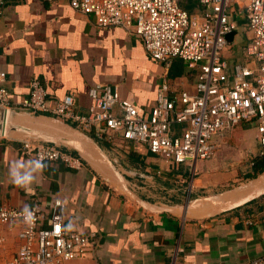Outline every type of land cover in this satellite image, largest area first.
<instances>
[{
  "label": "crops",
  "instance_id": "obj_1",
  "mask_svg": "<svg viewBox=\"0 0 264 264\" xmlns=\"http://www.w3.org/2000/svg\"><path fill=\"white\" fill-rule=\"evenodd\" d=\"M242 52L234 46L227 56L241 62ZM0 70L14 101L27 97L37 78L51 102L72 95L80 113L92 106L89 91L98 84L118 87L121 98L147 113L165 76L177 92H193L197 79V70L182 60H153L136 35L97 29L69 0L7 2ZM182 127L175 125L174 133ZM255 129L242 124L218 138L214 158L175 165L145 144L120 138L113 145L57 118L10 114L0 135V205L23 209L39 200L48 216L61 199L65 227L100 238L90 255L65 264H169L177 246L182 264L245 263L264 255V173L248 178L261 155ZM27 138L57 145L82 167L49 163L30 188L15 187L8 172L13 162L26 163L21 145ZM18 232L0 223V264L16 254Z\"/></svg>",
  "mask_w": 264,
  "mask_h": 264
},
{
  "label": "built area",
  "instance_id": "obj_2",
  "mask_svg": "<svg viewBox=\"0 0 264 264\" xmlns=\"http://www.w3.org/2000/svg\"><path fill=\"white\" fill-rule=\"evenodd\" d=\"M0 0V20L7 2ZM53 2L56 0H45ZM201 11L185 8L186 0H69L74 12L91 16L97 29L122 28L142 40L155 61L170 64L182 60L197 70L194 91L173 89L167 77L157 89L156 103L144 113L121 98L118 87L98 84L89 95L93 104L87 113L76 109L72 95L51 102L47 88L35 78L30 93L14 101L5 87L7 74L0 70V109L9 114L46 115L72 123L99 141L145 144L149 151L175 165L214 158L219 137L242 124L255 125L260 154L264 155V0H190ZM241 20H236V15ZM247 36L243 60L228 62L234 46L229 37L241 27ZM183 126L179 134L174 126ZM29 160L44 164L62 162L82 167L81 160L57 145L33 138L22 141ZM61 199L46 216L36 200L35 221L24 223L23 209L0 205V223L19 228L16 254L1 264H65L90 255L99 245L95 231L66 230ZM177 246L169 264L179 261ZM241 264H264V255Z\"/></svg>",
  "mask_w": 264,
  "mask_h": 264
},
{
  "label": "clouds",
  "instance_id": "obj_3",
  "mask_svg": "<svg viewBox=\"0 0 264 264\" xmlns=\"http://www.w3.org/2000/svg\"><path fill=\"white\" fill-rule=\"evenodd\" d=\"M48 165L44 164L41 158L29 159L25 162L15 161L11 164L8 172L9 182L18 188L28 189L47 169ZM24 223L31 226L35 221V213L31 206L25 205L22 211ZM72 224L66 227L71 230Z\"/></svg>",
  "mask_w": 264,
  "mask_h": 264
},
{
  "label": "rangeland",
  "instance_id": "obj_4",
  "mask_svg": "<svg viewBox=\"0 0 264 264\" xmlns=\"http://www.w3.org/2000/svg\"><path fill=\"white\" fill-rule=\"evenodd\" d=\"M185 4H187L186 5V8L188 9V10H193L194 9V6H193V3L191 2L190 4H188V3H185ZM235 18H236V20H241V16H239L238 14L235 16ZM242 23H240V25H241ZM243 27H242V25H241V27L239 28V31L237 32V35H236V40H235V44H234V46H235V48H238V50L239 51H241V49L245 46V44H246V42H247V36H246V34H244V30L242 29ZM241 57V56H240ZM242 59H244L243 57H242ZM237 61V58H234V59H228V62L230 63V64H233V63H235Z\"/></svg>",
  "mask_w": 264,
  "mask_h": 264
},
{
  "label": "trees",
  "instance_id": "obj_5",
  "mask_svg": "<svg viewBox=\"0 0 264 264\" xmlns=\"http://www.w3.org/2000/svg\"><path fill=\"white\" fill-rule=\"evenodd\" d=\"M186 3L190 4V0H186ZM185 4V8H186ZM187 9V8H186ZM234 35L229 37V41H232ZM264 173V155H260L255 161H254V171L250 175H248V178L253 179L257 178L260 174Z\"/></svg>",
  "mask_w": 264,
  "mask_h": 264
},
{
  "label": "water",
  "instance_id": "obj_6",
  "mask_svg": "<svg viewBox=\"0 0 264 264\" xmlns=\"http://www.w3.org/2000/svg\"><path fill=\"white\" fill-rule=\"evenodd\" d=\"M9 116L10 114L6 110L0 109V120L2 119V121H0V135H4L6 131Z\"/></svg>",
  "mask_w": 264,
  "mask_h": 264
},
{
  "label": "bare ground",
  "instance_id": "obj_7",
  "mask_svg": "<svg viewBox=\"0 0 264 264\" xmlns=\"http://www.w3.org/2000/svg\"><path fill=\"white\" fill-rule=\"evenodd\" d=\"M12 116H13V115H12ZM14 117H15V116H14ZM27 119H28V118H27ZM13 120H14V118H13ZM17 120H19V119H16V121H17ZM20 120H21V119H20ZM0 121H2V119H1ZM16 121H15V122H16ZM22 121H23V120H22ZM8 122H9V118H8ZM20 123H21V122H20Z\"/></svg>",
  "mask_w": 264,
  "mask_h": 264
}]
</instances>
